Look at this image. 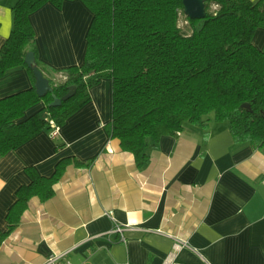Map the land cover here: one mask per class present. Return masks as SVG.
Listing matches in <instances>:
<instances>
[{
    "label": "crops",
    "instance_id": "1",
    "mask_svg": "<svg viewBox=\"0 0 264 264\" xmlns=\"http://www.w3.org/2000/svg\"><path fill=\"white\" fill-rule=\"evenodd\" d=\"M14 2L0 0V48ZM92 18L82 0L33 11L39 59L55 69L81 65ZM252 41L264 50V27ZM31 85L26 68H13L0 77V97ZM88 91L56 136L43 129L0 156L1 231L17 188L31 179L27 167L49 176L63 158L83 163L66 167L50 198H30L0 246V264H42L54 254L73 264H264V145L236 142L229 121L208 114L205 124L148 139L138 164L109 131L112 79Z\"/></svg>",
    "mask_w": 264,
    "mask_h": 264
},
{
    "label": "trees",
    "instance_id": "2",
    "mask_svg": "<svg viewBox=\"0 0 264 264\" xmlns=\"http://www.w3.org/2000/svg\"><path fill=\"white\" fill-rule=\"evenodd\" d=\"M82 1L93 13L84 61L60 69L39 59L30 14L46 2L60 7L64 0H15L11 5L13 22L0 48V77L24 67L32 85L0 97V156L50 130L49 118L61 126L90 99L89 87L102 77L112 79L111 136L138 164L145 159L148 139L177 135L184 122L205 124L208 114L215 121L228 120L236 142L264 145V50L252 41L256 29L264 27V0H206L205 17H186L190 32L179 25L183 0ZM212 4L217 8L211 10ZM28 51L34 52L35 64L56 96L72 85L74 95L48 105L52 93L37 94L32 68L25 62ZM40 101L44 106L25 116ZM72 163L83 164L63 158L49 176L26 168L31 179L16 190L0 246L19 225L30 198L53 196L54 184Z\"/></svg>",
    "mask_w": 264,
    "mask_h": 264
},
{
    "label": "water",
    "instance_id": "3",
    "mask_svg": "<svg viewBox=\"0 0 264 264\" xmlns=\"http://www.w3.org/2000/svg\"><path fill=\"white\" fill-rule=\"evenodd\" d=\"M205 1L206 0H183V11L186 16L191 19H201L205 17ZM26 64L32 68L33 75L35 77V88L39 96L43 97L48 92L52 93V101L49 102L50 106L60 105L63 101L67 100L74 95L76 86H69L68 91L61 97L56 96L52 91L53 88L49 82V79L43 75L42 71L35 64V55L33 51H28L25 55ZM244 106L248 107L247 103Z\"/></svg>",
    "mask_w": 264,
    "mask_h": 264
},
{
    "label": "built area",
    "instance_id": "4",
    "mask_svg": "<svg viewBox=\"0 0 264 264\" xmlns=\"http://www.w3.org/2000/svg\"><path fill=\"white\" fill-rule=\"evenodd\" d=\"M48 123L50 125V135L52 136H56L57 133H58V130H59V127L56 122L52 119V118H49L48 119ZM111 211H109V214H110ZM118 230H121V227L118 226L117 228ZM180 244L179 243H175L174 244V249L177 250L180 248ZM61 255L60 254H54V255H50L47 259H45V261L42 263V264H73L71 263L70 261H61L60 259ZM120 264H131L130 262H123V263H120Z\"/></svg>",
    "mask_w": 264,
    "mask_h": 264
},
{
    "label": "rangeland",
    "instance_id": "5",
    "mask_svg": "<svg viewBox=\"0 0 264 264\" xmlns=\"http://www.w3.org/2000/svg\"><path fill=\"white\" fill-rule=\"evenodd\" d=\"M217 8V5H215V4H212L211 5V10H214V9H216ZM186 15H185V13H181L180 14V18H179V25H180V27L183 29V30H186L187 32H190V26H189V22H188V20L186 19Z\"/></svg>",
    "mask_w": 264,
    "mask_h": 264
}]
</instances>
